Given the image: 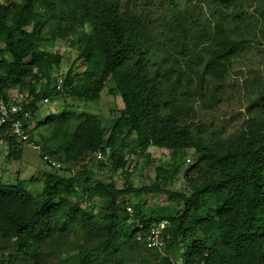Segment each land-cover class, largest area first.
<instances>
[{
	"label": "trees",
	"instance_id": "16d2710c",
	"mask_svg": "<svg viewBox=\"0 0 264 264\" xmlns=\"http://www.w3.org/2000/svg\"><path fill=\"white\" fill-rule=\"evenodd\" d=\"M179 1L0 0L2 100L9 99V86L21 93L27 88L20 102L31 118L45 98L95 101L105 92L123 104L109 126L73 106L32 128L31 118L25 122L30 139L59 167L45 175L36 194L25 179L0 180V264H64L72 251L76 264H175L176 254L188 262L264 264V119L225 133L195 122L194 107L205 95V81L221 82L238 49L253 40L234 37L222 25L196 27L195 19L192 27L174 19L158 29L154 13L175 11ZM212 1L223 20L239 24L246 14L243 0ZM77 32L76 59L83 68L75 74L73 60L59 71L61 54L43 40ZM257 35L264 44V21ZM220 86L211 85V97ZM8 128L0 123V141L6 155L18 159L26 142ZM149 146L166 148L170 159L155 166L153 184L133 186L125 176L128 157L141 155L151 164ZM189 148L197 159L183 175L188 190H174L171 182ZM97 150L109 175L120 172V186L90 170L87 159ZM71 168L70 175L58 173ZM154 192L170 202L166 215L157 202L147 204ZM162 218L169 220L171 237L160 252L136 240L135 224Z\"/></svg>",
	"mask_w": 264,
	"mask_h": 264
},
{
	"label": "rangeland",
	"instance_id": "374dc122",
	"mask_svg": "<svg viewBox=\"0 0 264 264\" xmlns=\"http://www.w3.org/2000/svg\"><path fill=\"white\" fill-rule=\"evenodd\" d=\"M162 12L159 13L160 16L158 12L154 13L158 18V29H162L165 24L173 23L174 19H187L189 27H192L193 22H190V20L195 19L196 27L205 26L212 31L216 29V24L218 27L222 25L225 30L232 29L234 37L245 36L253 40L238 49V54L232 57L228 71L221 82L213 79L205 81V95L201 101L194 102L197 111L195 122H201L209 130H223L225 133H229L239 128L246 120L251 118L264 119V44L257 42L259 38L257 30L264 21V0H243V12L246 14L239 24L230 20H223L222 13L217 10L212 0H195L191 4H186L183 0H180L175 6V11L165 10L163 15ZM234 26L237 28L236 31L233 28ZM79 35L80 33L77 32L63 38L58 37L53 41L43 40L47 48L57 50L61 54L59 71H65L71 62L76 60L73 67L74 72L75 74L81 72L83 65L81 60L76 59ZM200 51L202 54L205 53L203 49ZM168 63L170 64L169 61ZM213 83H220L221 86L215 91L214 97H211V85ZM7 92L9 99L20 101L25 98L27 88L21 93L17 88L9 86ZM122 105L118 95L105 92L95 101L59 96L40 102L36 116L31 118L28 124L32 128L35 126L36 121H41L49 115L59 113L66 106H73L76 113L97 116L104 125L109 126ZM147 150L150 152L153 161L149 165L145 164L144 157L141 155L131 154L128 157L125 176L133 186L153 184L155 166L164 165L170 159L169 151L166 148L149 146ZM6 152V142L0 141V180L14 182L17 178L25 179L27 182L26 188L32 194H36L41 190L45 175L58 168L46 164L40 158V155L26 144L23 145L21 157L18 159L9 158ZM184 155L183 168L170 185L174 190H188L183 175L185 170L192 166L197 159V154L195 155L192 148L186 149ZM199 157L200 155H198ZM187 158L190 160H187ZM87 162L96 178L102 180L114 179L118 186L123 183L124 179H118L120 172L109 175V166L103 155L98 159L95 156L89 157ZM74 169L71 168L68 171L58 170V173L70 175L74 173ZM129 199L133 201V196H130ZM146 201L147 204L157 202L162 215H166L170 208V202L165 196L156 192L149 194ZM178 255L176 254L173 258L175 264H179L180 256ZM65 258L64 264H76L78 259L75 251L65 254Z\"/></svg>",
	"mask_w": 264,
	"mask_h": 264
},
{
	"label": "built area",
	"instance_id": "2783aa9c",
	"mask_svg": "<svg viewBox=\"0 0 264 264\" xmlns=\"http://www.w3.org/2000/svg\"><path fill=\"white\" fill-rule=\"evenodd\" d=\"M61 81L62 75L61 72H59V76L57 78V88L60 87ZM44 101H47V98H45ZM30 118V112L24 109L22 110V105L19 100H0V123L9 124L8 133L10 135H17V137L25 140L26 144L31 149L42 155V159L45 162L47 161L53 167H59V163L51 159L50 156L43 151L42 146L39 143L30 139L29 134L27 133L24 126L25 122H27ZM94 156L98 159L101 158L102 154L99 150H97L95 151ZM187 160H189V158H187ZM126 209L129 213L132 212L130 206H127ZM135 225L138 228L136 232V240L141 242L147 248H153L160 252H163L171 237V234L168 230V219L162 218L158 222L152 223L150 225H143L140 222H137ZM174 256L175 255L171 256V260H173ZM179 264L207 263L204 259L188 262L180 258Z\"/></svg>",
	"mask_w": 264,
	"mask_h": 264
}]
</instances>
